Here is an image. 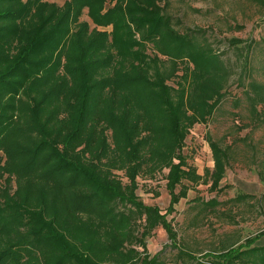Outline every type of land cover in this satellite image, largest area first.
<instances>
[{"label":"trees","instance_id":"16d2710c","mask_svg":"<svg viewBox=\"0 0 264 264\" xmlns=\"http://www.w3.org/2000/svg\"><path fill=\"white\" fill-rule=\"evenodd\" d=\"M115 1L119 18L92 16V26L81 19L103 0H0V238L10 245L0 264L9 254L36 264L39 252L47 264H167L149 253L155 230L178 251L174 264H264L254 245L264 232L204 260L179 248L167 216L200 179L185 139L212 117L230 71L201 32L175 28L165 0ZM247 98L264 124V86L251 83ZM205 140L220 194L228 152ZM157 174L170 196L164 213L137 194L139 179Z\"/></svg>","mask_w":264,"mask_h":264},{"label":"rangeland","instance_id":"374dc122","mask_svg":"<svg viewBox=\"0 0 264 264\" xmlns=\"http://www.w3.org/2000/svg\"><path fill=\"white\" fill-rule=\"evenodd\" d=\"M47 1L62 6L67 0ZM163 4L175 28L201 32L198 39L209 44L230 71L224 98L212 117L206 125H195L185 139L183 154L200 179L189 185L186 198L167 216L177 233L179 248L192 254L195 260H204L213 251L238 241L243 243L264 232V124L253 122L247 98L251 83L264 86V7L254 0H165ZM115 7V0H103L98 14L91 15L86 10L81 20L93 26L92 16L119 18ZM257 112L264 113V105L257 106ZM208 134L228 152L225 175L220 182L225 190L220 194L210 191L211 181L206 175L213 168L205 140ZM161 176L157 174L153 180L141 177L137 194L146 205L164 213L170 196ZM242 194L253 198L234 201ZM211 199L217 200L219 206L209 212L194 202ZM0 242L1 254L10 245L3 238ZM146 244L152 256L162 252L167 264L176 261L178 251L171 247L164 232L153 231ZM254 245L264 246V235ZM9 255L3 264H33V260L25 262ZM43 260L39 252L36 264H47Z\"/></svg>","mask_w":264,"mask_h":264}]
</instances>
